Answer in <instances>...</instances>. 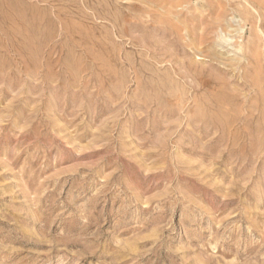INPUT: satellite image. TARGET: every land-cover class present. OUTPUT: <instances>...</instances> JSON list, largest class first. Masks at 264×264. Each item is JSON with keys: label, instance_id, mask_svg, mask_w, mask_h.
Masks as SVG:
<instances>
[{"label": "rangeland", "instance_id": "rangeland-1", "mask_svg": "<svg viewBox=\"0 0 264 264\" xmlns=\"http://www.w3.org/2000/svg\"><path fill=\"white\" fill-rule=\"evenodd\" d=\"M0 264H264V0H0Z\"/></svg>", "mask_w": 264, "mask_h": 264}, {"label": "bare ground", "instance_id": "bare-ground-1", "mask_svg": "<svg viewBox=\"0 0 264 264\" xmlns=\"http://www.w3.org/2000/svg\"><path fill=\"white\" fill-rule=\"evenodd\" d=\"M247 13H248V11H245L244 14L247 15ZM224 22H225L226 26L223 28L221 26V30H228V32H232V33L233 32L241 33L242 30H244V28H245L246 18H243L242 16H240V18H238L237 16L234 15L231 18H224ZM251 24L254 25L253 22ZM253 29L257 30L256 28H253V26H252L251 30H253ZM222 38L224 39L225 43H227L228 41H230L232 39V37H226V36H223ZM243 47H244V45H242V43H240L239 46L236 47V49L241 51V50H243Z\"/></svg>", "mask_w": 264, "mask_h": 264}]
</instances>
